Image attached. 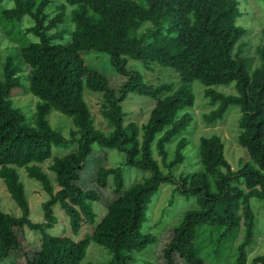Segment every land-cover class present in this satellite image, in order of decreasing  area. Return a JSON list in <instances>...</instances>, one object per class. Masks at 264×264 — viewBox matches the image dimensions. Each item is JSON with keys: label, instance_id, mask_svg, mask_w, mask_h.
<instances>
[{"label": "trees", "instance_id": "obj_1", "mask_svg": "<svg viewBox=\"0 0 264 264\" xmlns=\"http://www.w3.org/2000/svg\"><path fill=\"white\" fill-rule=\"evenodd\" d=\"M241 2L0 0V29L15 43L0 79V178L22 211L17 216L0 206V262L22 248L17 229L30 228L40 236L39 251L28 264H136L138 253L158 245L159 235L147 222L154 196L170 184L171 204L178 195L191 202L162 250L166 264H175L177 254L188 264H264V253L250 260L247 250L255 240L252 200L264 199V30L256 49L259 64L250 70L243 44L236 51L248 32L237 23ZM89 52L107 56L127 81L118 88L111 85L105 73L90 65ZM131 60L149 70L171 67L178 79L151 83L129 66ZM196 80L209 100L210 110L201 112L203 122L216 123L231 105L241 110L238 143L248 158L240 159L237 168L221 135H202L194 152L199 167L176 174L192 155V138L183 134L197 119ZM232 82L234 93L212 87ZM18 88L39 99L32 122L14 103L12 92ZM87 91L101 95L109 132L96 126ZM130 94L154 102L141 124L126 121L123 103ZM52 110L72 119L69 138L52 126ZM172 142L176 146L171 152ZM71 147L67 153H54ZM107 149L124 152L127 165L149 174L126 186L121 167L100 166L97 185L109 189L112 198L98 221L101 194L79 181L90 157L100 151L109 157ZM21 168L47 194L44 222L30 217ZM56 204L70 221L71 228L62 234L48 231L57 222ZM80 232L79 238L73 235ZM92 244L102 246L110 258L85 261Z\"/></svg>", "mask_w": 264, "mask_h": 264}, {"label": "rangeland", "instance_id": "obj_2", "mask_svg": "<svg viewBox=\"0 0 264 264\" xmlns=\"http://www.w3.org/2000/svg\"><path fill=\"white\" fill-rule=\"evenodd\" d=\"M242 15L238 17L237 23L245 26L248 29L247 34L239 40L236 46V51L239 46L243 44L242 55L247 60V66L250 70H253L259 64V57L256 53L257 46L263 41V30H264V2L262 0H242L241 2ZM1 28V27H0ZM1 31V29H0ZM0 79L2 78V63L11 51V46H15V43L10 41L8 37L4 36V32L0 33ZM92 57L89 62L90 65L96 67L98 70L105 73L111 83L115 87H120L128 77L118 74L108 57L103 53L89 52ZM87 54V53H86ZM254 57V60L252 59ZM130 67H134L141 71L146 80L151 83L157 84L163 81H172L178 79V74L171 67H162L159 65L154 66V69H145L142 63L131 60L129 63ZM218 91H223L226 93L235 92V82L229 85H214L212 86ZM205 86L199 81L194 82V91L196 95V106L195 113L197 115L196 122L192 124L190 132L184 133L188 138H192V144L190 145L189 152L191 158L185 162V164L176 171L178 175L182 171L193 170L199 167L197 158H195L194 152L195 147L199 138L202 135L211 136L213 134L221 135L226 142V155L233 165L237 168L240 159L246 160L248 158L246 150L238 143V136L240 133L239 119L241 116V110L237 105H231L226 113L219 118L216 123L207 124L203 122L201 118V112H207L210 110L209 100L205 98L202 94V90ZM12 98L14 103L21 107L26 120L32 122L33 114L35 111L36 103L38 98L28 93L22 88L15 89L12 92ZM86 98L90 104L91 111L95 117V124L98 128L103 131L109 132L110 127L107 125L106 120L101 114V95L87 91ZM154 102L148 97L141 96L138 94H130V97L123 103L126 111V121L138 122L139 124L145 122L149 118L150 110L153 107ZM49 119L52 126L59 131H61L66 137H70V129L73 127L72 119L57 111L52 110L49 114ZM176 142L168 144L170 151L172 152L176 146ZM75 148V146H73ZM71 148L67 149H55V154L67 153ZM109 152V157L104 151L94 153L90 157V161L87 164L86 169L81 173V179L79 183L85 189H96L101 194V200L96 203V210L99 213L97 220L99 221L105 213V208L109 200H111L112 195L109 189L100 188L97 185V172L100 166L103 164L110 166H119L123 170L125 184L130 186L137 180H141L149 172L143 171L140 168L126 164V154L117 149H107ZM109 160V161H108ZM49 163L44 164V168L48 169ZM20 178L25 183L27 197L30 203L31 213L30 217L34 222H44V214L42 209V203L47 199V194L41 187L40 183L28 177L25 168L19 170ZM53 175V174H52ZM58 188V187H57ZM172 193V185L164 184L160 187L158 193L154 196L152 207L149 212V221L147 222V227L153 233L159 235V242L157 246H149L144 252L138 253L136 258H140L135 262L136 264H147V260H156L158 264H166L165 258L163 256V248L170 241L172 236L173 224L177 223L190 204L191 200H186L182 196H177L176 201L171 204L170 196ZM0 206L8 213L15 214L17 216L21 215L22 211L17 206L16 202L12 199L9 191L6 188L4 181L0 178ZM252 207L256 216V228H255V240L248 246L247 250L249 253V259L258 254L264 253V199L254 198L252 200ZM55 215L57 216V222L48 228V231L53 234H62L64 229L68 230L70 227V221L68 215L64 210L61 209L59 204L54 206ZM19 239L22 243V248L11 252V258H6L0 262V264H28V260L31 259L35 253L39 251L37 245L39 233H36L30 228L25 230L17 229ZM77 238L82 236V232L78 234H73ZM199 243V242H198ZM199 245L204 243L200 240ZM207 249H204V253ZM228 257L229 255H225ZM224 256V257H225ZM223 257V256H222ZM110 258L107 251L98 245L92 244L88 248V254L85 261L94 260L99 263H103ZM234 260V256L229 257ZM175 264H188L183 258L178 254L175 257ZM208 264H220L215 262H208ZM251 264V263H248Z\"/></svg>", "mask_w": 264, "mask_h": 264}]
</instances>
